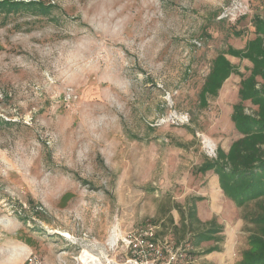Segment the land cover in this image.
Returning <instances> with one entry per match:
<instances>
[{"label":"rangeland","instance_id":"1","mask_svg":"<svg viewBox=\"0 0 264 264\" xmlns=\"http://www.w3.org/2000/svg\"><path fill=\"white\" fill-rule=\"evenodd\" d=\"M14 1L45 9L0 10V264H130L124 237L147 223L240 264L264 197L237 207L196 170L240 136L252 64L226 50L255 36L264 0ZM221 53L238 72L203 102ZM191 208L220 233L196 243Z\"/></svg>","mask_w":264,"mask_h":264},{"label":"trees","instance_id":"2","mask_svg":"<svg viewBox=\"0 0 264 264\" xmlns=\"http://www.w3.org/2000/svg\"><path fill=\"white\" fill-rule=\"evenodd\" d=\"M41 3L32 1L18 2L14 0H0V10H17L19 7H41ZM29 6V7H28ZM38 8V7H37ZM255 36L246 41L241 48L229 46L226 52L232 56L248 59L251 62L249 74L241 75L238 97L233 104L231 120L240 136L234 139L225 152L218 148L216 155L204 161L197 172L205 173L213 170L217 175L219 186L223 194L231 199L237 207H244L251 201H258L264 197V12L252 19ZM239 35V31H235ZM238 72L224 53L218 54L212 61V66L200 92V98L206 102L207 95H216L223 81L232 73ZM253 106L250 112L245 110V102ZM246 217L242 216L245 220ZM250 221L255 227L249 235V242L254 249L242 252L240 264H264V204H258V211ZM185 222V216L181 213ZM186 219L196 220L199 224L207 225L195 234L196 243L210 240L216 232L222 230V225L214 218L201 221L191 208ZM188 224V223H187ZM218 250L217 246L205 249V252Z\"/></svg>","mask_w":264,"mask_h":264},{"label":"built area","instance_id":"3","mask_svg":"<svg viewBox=\"0 0 264 264\" xmlns=\"http://www.w3.org/2000/svg\"><path fill=\"white\" fill-rule=\"evenodd\" d=\"M155 225L147 223L124 237L125 247L131 256L126 259L130 264H195V257L189 247L177 243L171 237L158 236Z\"/></svg>","mask_w":264,"mask_h":264},{"label":"crops","instance_id":"4","mask_svg":"<svg viewBox=\"0 0 264 264\" xmlns=\"http://www.w3.org/2000/svg\"><path fill=\"white\" fill-rule=\"evenodd\" d=\"M216 182H218L217 179H216ZM205 241L206 240H204L203 242ZM204 250L205 249L202 250L203 254L200 256L192 254L196 260L195 264H223L222 263L223 258H221L223 255H220L222 251L219 247H218V250H213L210 252H205Z\"/></svg>","mask_w":264,"mask_h":264}]
</instances>
